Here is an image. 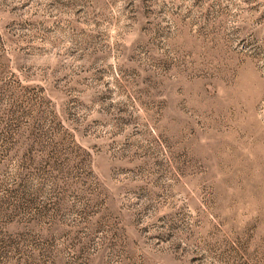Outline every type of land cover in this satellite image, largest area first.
<instances>
[{
	"label": "rangeland",
	"instance_id": "374dc122",
	"mask_svg": "<svg viewBox=\"0 0 264 264\" xmlns=\"http://www.w3.org/2000/svg\"><path fill=\"white\" fill-rule=\"evenodd\" d=\"M0 264H264V0H0Z\"/></svg>",
	"mask_w": 264,
	"mask_h": 264
}]
</instances>
